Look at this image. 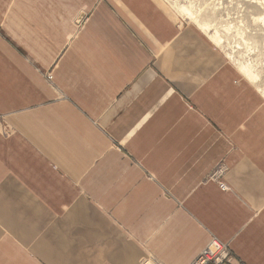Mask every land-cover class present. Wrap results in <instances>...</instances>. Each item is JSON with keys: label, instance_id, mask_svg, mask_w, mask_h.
<instances>
[{"label": "crops", "instance_id": "0c3cea01", "mask_svg": "<svg viewBox=\"0 0 264 264\" xmlns=\"http://www.w3.org/2000/svg\"><path fill=\"white\" fill-rule=\"evenodd\" d=\"M179 22L0 0V264H192L211 239L264 264V103Z\"/></svg>", "mask_w": 264, "mask_h": 264}, {"label": "rangeland", "instance_id": "374dc122", "mask_svg": "<svg viewBox=\"0 0 264 264\" xmlns=\"http://www.w3.org/2000/svg\"><path fill=\"white\" fill-rule=\"evenodd\" d=\"M162 1L177 15L179 25L193 26L203 32L241 79L255 89L264 103V0ZM183 8L189 10L191 16L185 15ZM202 26L217 33L222 39L221 43H215L202 30ZM241 66L250 68L258 76V80L252 82L247 79L239 69ZM3 119L4 117L0 116V135L11 137L14 135V132L11 133L14 129L8 126L5 131L1 122ZM227 167L221 162L213 173L220 169L227 173ZM6 237L14 240L8 232ZM6 257V254L1 253L0 262L5 261Z\"/></svg>", "mask_w": 264, "mask_h": 264}, {"label": "built area", "instance_id": "2783aa9c", "mask_svg": "<svg viewBox=\"0 0 264 264\" xmlns=\"http://www.w3.org/2000/svg\"><path fill=\"white\" fill-rule=\"evenodd\" d=\"M52 80V75L47 76ZM225 170H216L210 178L218 183L220 189L224 192L229 191L227 185L222 181ZM233 256L229 245L222 244L216 239H211L208 245L198 254L192 264H232Z\"/></svg>", "mask_w": 264, "mask_h": 264}, {"label": "bare ground", "instance_id": "6f19581e", "mask_svg": "<svg viewBox=\"0 0 264 264\" xmlns=\"http://www.w3.org/2000/svg\"><path fill=\"white\" fill-rule=\"evenodd\" d=\"M183 13L185 14V15H187V16H191V13H190V11L189 10H187V9H185V8H183ZM202 30L215 42V43H217V44H220L221 43V41H222V39H221V37L217 34V33H215V32H213V31H211L209 28H206V27H203L202 26ZM240 71H241V73L247 78V79H249V80H251L252 82H256L255 80H258V76L255 74V73H253L252 71H251V69L250 68H248V67H246V66H241L240 68ZM25 255V254H24Z\"/></svg>", "mask_w": 264, "mask_h": 264}, {"label": "water", "instance_id": "95a60500", "mask_svg": "<svg viewBox=\"0 0 264 264\" xmlns=\"http://www.w3.org/2000/svg\"><path fill=\"white\" fill-rule=\"evenodd\" d=\"M83 19V15L80 17L79 21H81Z\"/></svg>", "mask_w": 264, "mask_h": 264}]
</instances>
